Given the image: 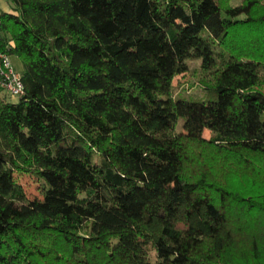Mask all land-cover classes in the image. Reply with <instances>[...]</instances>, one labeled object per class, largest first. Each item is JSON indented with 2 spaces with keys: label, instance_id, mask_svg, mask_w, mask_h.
Instances as JSON below:
<instances>
[{
  "label": "trees",
  "instance_id": "obj_1",
  "mask_svg": "<svg viewBox=\"0 0 264 264\" xmlns=\"http://www.w3.org/2000/svg\"><path fill=\"white\" fill-rule=\"evenodd\" d=\"M7 1L0 264H264V0Z\"/></svg>",
  "mask_w": 264,
  "mask_h": 264
},
{
  "label": "rangeland",
  "instance_id": "obj_2",
  "mask_svg": "<svg viewBox=\"0 0 264 264\" xmlns=\"http://www.w3.org/2000/svg\"><path fill=\"white\" fill-rule=\"evenodd\" d=\"M238 0H235L233 4H236ZM13 66L18 74H23L24 67L19 58L13 56ZM189 71L185 75H181L174 80L173 95L179 99L186 100L188 102H201L209 103L219 100V96L213 92L207 90L204 85L210 81L201 67L200 60L189 61ZM18 101V100H17ZM184 126V120L180 119L177 125V132H182ZM206 138H210V132L206 133ZM19 181L23 185L28 197L30 199L39 198V191L37 189L38 183L35 178L23 175L18 177Z\"/></svg>",
  "mask_w": 264,
  "mask_h": 264
},
{
  "label": "built area",
  "instance_id": "obj_3",
  "mask_svg": "<svg viewBox=\"0 0 264 264\" xmlns=\"http://www.w3.org/2000/svg\"><path fill=\"white\" fill-rule=\"evenodd\" d=\"M0 91L9 96L12 101L24 96L22 76L18 74L11 62V56L0 50Z\"/></svg>",
  "mask_w": 264,
  "mask_h": 264
},
{
  "label": "crops",
  "instance_id": "obj_4",
  "mask_svg": "<svg viewBox=\"0 0 264 264\" xmlns=\"http://www.w3.org/2000/svg\"><path fill=\"white\" fill-rule=\"evenodd\" d=\"M2 13H6V14L12 13L11 6L9 5L7 0H0V17H1ZM0 36H1V32H0ZM12 57L13 56H11V62L13 65ZM21 76H22V74H21Z\"/></svg>",
  "mask_w": 264,
  "mask_h": 264
}]
</instances>
